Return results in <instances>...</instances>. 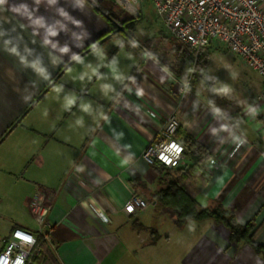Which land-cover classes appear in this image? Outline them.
Returning a JSON list of instances; mask_svg holds the SVG:
<instances>
[{
  "label": "crops",
  "instance_id": "obj_1",
  "mask_svg": "<svg viewBox=\"0 0 264 264\" xmlns=\"http://www.w3.org/2000/svg\"><path fill=\"white\" fill-rule=\"evenodd\" d=\"M60 4L82 21L80 28H74L82 34L81 46H76L70 33L60 34L57 38L60 45L67 43L72 52L93 66L107 64L117 57L119 71L135 76L136 85L145 90L142 99L136 97L135 85H130L131 93L124 92V99L133 107L141 105V113L137 116L122 106H113L102 96L99 80L82 85L75 79L84 70L80 65H69L73 71L68 73L64 63L52 62L49 50L39 44V36L33 37L31 29L18 28L28 47L34 49L29 59L39 55L51 80H44L30 67L21 70L14 57L0 50V228H6L0 230L4 231L0 233V243L16 227L40 234L36 222L32 226L26 221L28 214L31 215L32 199L39 196L46 208L43 232L59 264H264L263 258L249 245L231 242L228 229L211 219L192 220L195 230L189 231V220L177 227L170 210L172 214L150 213L144 208L134 214L124 210L134 193L152 201L151 193L159 187L160 176L142 153L166 118L174 114L180 123L176 136L185 144L181 167L196 165L202 175L195 183L197 202L205 207L221 204L235 213L238 223L252 222L253 240L264 244V156L249 141L234 155L226 154L231 132L236 130L225 115L214 113L201 95L190 90L179 91L184 80L175 75L178 73L174 74L168 67L170 76L161 71L166 66L163 42L133 37L127 32L130 22L109 32L110 24L101 12L116 16L114 9L122 7L115 0H98L97 5L88 0L90 7L83 11L73 10L71 0H60ZM39 12L52 15L43 7ZM125 19L126 16L118 18L121 22ZM0 23L7 28L17 24V20L10 13H0ZM123 29L128 35L118 37L119 32L124 34ZM107 32L103 41L98 42L97 52L90 47L85 50ZM33 39L37 43L32 44ZM133 39L138 42V48L131 47L129 41ZM118 41H123V48ZM20 47L23 50V42ZM145 49L156 55L159 64L142 58ZM129 53L132 59L128 58ZM99 71L117 91L121 90L122 85L112 79L109 68L101 66ZM58 84L64 86L61 97L72 90L79 94L81 87L86 86L85 98L94 107L104 106L112 126L117 128L116 133H111L109 125L103 122L94 138L87 136L84 129L70 128L75 117L62 110L52 91L53 85ZM27 95L31 99L25 101L23 97ZM45 110L47 117L43 116ZM73 112L83 115L76 109ZM85 121L92 123L88 116ZM221 125H227L229 131H223ZM213 128L218 129L216 135L211 132ZM120 129L125 133L123 138H118ZM186 137L202 146L200 154L186 145ZM77 166H83L84 170L77 172ZM82 202L88 203L87 210ZM91 207L105 212L109 222H101ZM134 220L145 229L135 228ZM151 229L159 234L154 240Z\"/></svg>",
  "mask_w": 264,
  "mask_h": 264
},
{
  "label": "clouds",
  "instance_id": "obj_2",
  "mask_svg": "<svg viewBox=\"0 0 264 264\" xmlns=\"http://www.w3.org/2000/svg\"><path fill=\"white\" fill-rule=\"evenodd\" d=\"M73 5V10L83 11L85 7H90L88 4V0H71ZM98 0H92V5H97ZM116 4L120 7L124 8L125 11H128L130 14H135V11H131L128 9L127 5L122 3V0H116ZM43 7L46 12H50L52 15L45 16L40 14L39 10ZM0 13H10L13 17L16 18L17 24H13L10 27H4L2 23H0V50L7 53L9 56H12L18 62L21 70L26 68H32L34 72H36L39 76L43 77L44 80L50 81V73L47 72L46 68L43 67L42 61L39 55L35 59H29V56L33 53L34 49L28 47V43L25 42L24 35L21 31H18V28L21 30L31 29V34L33 37L39 36V44L41 47L48 49V55L51 58L54 64H65V70L68 73L73 71L72 67L69 65H80L84 70L81 71L78 79L82 85H85V82H92L93 79L101 81L100 84V92L104 98L109 99L113 106L115 107H123L135 113V115L140 116V104L133 105L124 99V92L127 91L131 93L133 88L130 85H135V95L138 99H142L145 96V90L136 85V77L131 75H125L121 71H119L118 59L117 57H113L110 62L104 65H96L93 66L91 63H85V58L80 54L72 52L71 47L65 43L63 46L60 45L59 39H57L61 33L69 34L71 37L77 42V47L81 46L82 42V34H78L74 31V28H80L82 26V21L77 19L74 15L70 13L64 6H61L60 0H31V3L26 2V0H22L20 3L14 2V0H0ZM18 25V27H17ZM15 33V36L12 35ZM24 43L23 50L21 49V43ZM32 44L37 43L35 39L31 41ZM120 48L124 47L123 41L117 42ZM131 47L138 48V42L133 39L129 41ZM97 44L98 41L92 43L89 47L93 52H97ZM70 54V55H69ZM64 56H68V60H64ZM128 58L132 59L131 53L128 54ZM142 58L147 60H152L155 64H159V60L156 55L152 54L149 50L145 49L142 52ZM107 67L109 68L112 79L118 84L122 85L120 91H117L116 86L113 83L107 82V76L102 74L99 71V68ZM162 72L168 73L170 76L167 66H163L161 69ZM191 71V69H190ZM230 76L233 80H235L238 76L236 72H230ZM163 80L164 77H161ZM212 79H216L213 77ZM125 80L128 83H125ZM35 82H33L34 84ZM189 87L187 81H185L184 88L181 89L182 93H187L189 91ZM52 91L56 93L57 100L60 102V106L62 110L66 113H70L75 117L72 124L69 125L70 128L84 129L85 134L89 137L94 138V134L97 132L98 128L101 126V122L108 124L111 133L115 134L117 128L112 126L111 118L108 112L105 110L103 105H97L94 107L93 102L87 100L85 98L87 93L86 86H82L80 89V93L78 94L74 90L65 93L61 97V93H64L63 84L53 85ZM212 91L217 94L230 98L233 93V87L228 83H222L220 87L213 88ZM23 99L28 101L31 99L30 95L24 96ZM211 103V102H210ZM195 104L193 108L195 110ZM73 109H76L79 113L83 115H76L73 112ZM213 112L218 114L220 112L219 108L213 107ZM245 115L252 119H256L258 115L261 113V108L256 104H248L245 102L244 108ZM149 115H153L149 113ZM43 116H48V111L45 110L43 112ZM85 116L91 118L92 123L86 124ZM154 117V116H153ZM237 123L236 127L240 128V125L244 123V120L240 117L235 118ZM221 129L225 132L229 131V127L227 125H221ZM213 135H216L218 129H211ZM125 135L124 131L120 129L118 138H123ZM223 143V141H222ZM231 144L235 145V149L233 151V155L236 151H238L242 146L248 144V138L246 132L240 128L239 134L232 133L231 134ZM175 146V153L177 157L183 151V148L179 145ZM127 147V145L125 146ZM209 160L212 164H215V160L209 157ZM127 163V160L123 161ZM171 163V160H168ZM84 170L83 166H77L76 171L82 172ZM221 179L222 178H218ZM82 207L85 210L88 209V203L82 202ZM125 211L128 213H132L134 208L131 204H128L125 207ZM95 214L101 220V222L107 224L109 222V217L102 211L96 210ZM189 219L188 230H195V223L192 221L191 217ZM14 236L20 237L23 240L28 241L29 243H35V238L28 235H22L21 230H17L14 233ZM0 264H9L7 260L0 258ZM14 264H23L22 258H18Z\"/></svg>",
  "mask_w": 264,
  "mask_h": 264
},
{
  "label": "built area",
  "instance_id": "obj_3",
  "mask_svg": "<svg viewBox=\"0 0 264 264\" xmlns=\"http://www.w3.org/2000/svg\"><path fill=\"white\" fill-rule=\"evenodd\" d=\"M132 1L151 2L166 30L192 52L198 53L212 40L225 44L244 64L261 76L263 89L257 101L264 106V0H122V3L129 10L136 11ZM184 84H179V91L184 88ZM179 126V120L174 114L166 118L158 134L143 150L142 156L149 165L158 162L176 168L184 164L185 146L176 136ZM232 133L238 134L234 131ZM174 145L183 148L178 157ZM234 149L235 145L231 144L226 148V154L232 155ZM128 204L134 208L129 214H134L146 206V201L134 193L124 210ZM91 209L94 213L99 210L94 207ZM29 210L38 224V232L46 239L43 232L46 208L39 196L32 199ZM18 229L22 235L34 237L35 243L14 236ZM1 243L3 247L0 258L9 264H14L18 258H22L25 264L32 251H39L36 234L19 227L12 229L7 237L1 239Z\"/></svg>",
  "mask_w": 264,
  "mask_h": 264
},
{
  "label": "rangeland",
  "instance_id": "obj_4",
  "mask_svg": "<svg viewBox=\"0 0 264 264\" xmlns=\"http://www.w3.org/2000/svg\"><path fill=\"white\" fill-rule=\"evenodd\" d=\"M132 4L138 11V13L132 14L133 16L126 13L124 8L114 9L118 18L126 16L130 22H127L129 23L127 25L129 31L127 32H130L135 38L148 41L154 40L157 43L158 41L163 42L164 47H166L163 51V60H165L164 63L169 70L171 69L174 74L178 73L179 75H175L184 80L183 83L187 81L190 91L201 95L212 107L219 108L220 115L226 116L227 121L236 130V133L239 134L240 128L243 129L247 134L249 143H252L264 156V106L257 101V97L263 88L261 76L244 64L237 54L231 52L221 42L212 40L204 50L198 53L190 51L178 43L166 30L151 2L132 1ZM123 31L124 34L119 32L117 36L128 35L125 29ZM190 59L192 63L188 64ZM230 72L238 73L235 80L231 78ZM213 77L216 79H212ZM222 83H228L233 87L234 91L230 98L212 91L213 88L220 87ZM245 102L248 104L254 103L261 108V113L256 119L245 115ZM236 117L244 120L240 128L236 127ZM146 198L149 200V197ZM148 200H146V206L144 207L146 212L172 214L164 207L155 206L152 203L153 201ZM26 221L32 226L36 224L35 219L29 214ZM5 229V227L0 228V230Z\"/></svg>",
  "mask_w": 264,
  "mask_h": 264
},
{
  "label": "trees",
  "instance_id": "obj_5",
  "mask_svg": "<svg viewBox=\"0 0 264 264\" xmlns=\"http://www.w3.org/2000/svg\"><path fill=\"white\" fill-rule=\"evenodd\" d=\"M101 15L110 24L109 32L114 30L116 26H122L121 24L124 25L129 22L127 19L121 22L111 12H101ZM109 32L102 35L97 41H103ZM92 43L94 42L89 43L85 50L88 49ZM204 49L205 48L200 51ZM191 63L192 60L190 59L188 64ZM186 145L192 148L197 154H200L203 149L199 143L190 137H186ZM150 166L160 176L159 187L151 193V200L173 213L174 223L177 227H181L189 220V217L194 221L211 219L214 223L223 224L228 229L229 240L231 242L249 245L264 260V244L253 240L252 234L254 224L252 222H248L244 225L238 223L235 213L223 207L221 204H216L213 207H205L197 202L195 198V183L202 179L198 166L192 165L187 168L181 166L173 168L164 166L158 162ZM132 224L135 228L139 227L140 229H145V227L138 224L136 220H134ZM150 233L155 235L153 240L159 236L154 229H151ZM36 240L39 251L37 253L32 251L25 264H59L43 235L37 233ZM2 247L1 245L0 250Z\"/></svg>",
  "mask_w": 264,
  "mask_h": 264
}]
</instances>
